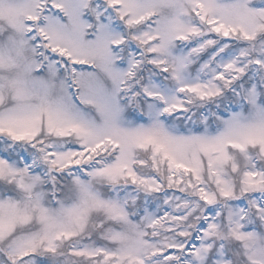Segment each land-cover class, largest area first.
Returning a JSON list of instances; mask_svg holds the SVG:
<instances>
[{
    "label": "snow or ice",
    "instance_id": "snow-or-ice-1",
    "mask_svg": "<svg viewBox=\"0 0 264 264\" xmlns=\"http://www.w3.org/2000/svg\"><path fill=\"white\" fill-rule=\"evenodd\" d=\"M0 264H264V0H0Z\"/></svg>",
    "mask_w": 264,
    "mask_h": 264
}]
</instances>
